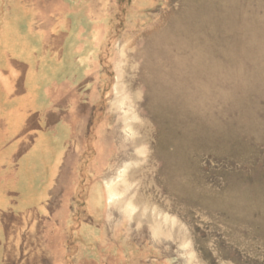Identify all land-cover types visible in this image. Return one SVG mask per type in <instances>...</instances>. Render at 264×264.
<instances>
[{"label":"rangeland","instance_id":"374dc122","mask_svg":"<svg viewBox=\"0 0 264 264\" xmlns=\"http://www.w3.org/2000/svg\"><path fill=\"white\" fill-rule=\"evenodd\" d=\"M36 5L37 28L74 32L62 92L85 104L11 264H264V0Z\"/></svg>","mask_w":264,"mask_h":264},{"label":"crops","instance_id":"0c3cea01","mask_svg":"<svg viewBox=\"0 0 264 264\" xmlns=\"http://www.w3.org/2000/svg\"><path fill=\"white\" fill-rule=\"evenodd\" d=\"M64 1L0 0V264H11L2 247L10 240L13 221L19 224L29 213L49 210L75 135L74 103L76 108L85 104L62 92L75 88L84 66L74 52V32L35 26L37 17L48 16L37 2ZM59 34L64 52L57 57L48 50L58 48L52 40Z\"/></svg>","mask_w":264,"mask_h":264},{"label":"bare ground","instance_id":"6f19581e","mask_svg":"<svg viewBox=\"0 0 264 264\" xmlns=\"http://www.w3.org/2000/svg\"><path fill=\"white\" fill-rule=\"evenodd\" d=\"M109 190V198H112L113 196H115L116 195V193L113 191V190H111V188H109L108 189Z\"/></svg>","mask_w":264,"mask_h":264}]
</instances>
